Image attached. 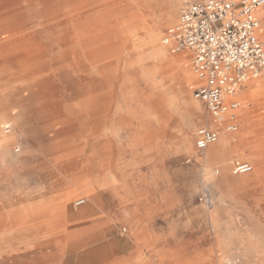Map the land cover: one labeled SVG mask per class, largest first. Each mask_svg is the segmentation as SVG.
Here are the masks:
<instances>
[{"label": "rangeland", "instance_id": "obj_1", "mask_svg": "<svg viewBox=\"0 0 264 264\" xmlns=\"http://www.w3.org/2000/svg\"><path fill=\"white\" fill-rule=\"evenodd\" d=\"M127 1L106 10L104 0H13L16 5L11 7L7 0H0V80L7 76L19 79L11 89L2 85L5 89L1 102L12 105L11 113L25 124L22 130L10 122L4 126L9 130L7 134L17 137L9 146L13 159L0 154V264H220V257L224 258L222 264H264V163L258 159L264 150V94L246 93L239 131L222 132L229 143L232 138L228 152L217 156L212 153L219 142L209 146V155L198 151L196 130L202 126L220 128L216 121L210 124L214 120L204 103L198 104L199 112L189 133L190 110L176 84L164 88L169 108L163 124L158 120L161 113L156 97L151 106L133 94L135 88H143L142 73L135 74L132 69L134 63H139L133 42L149 39L141 16L151 25L160 24L158 42L175 57L172 63L166 61L170 71L176 69L175 61L186 59L194 75L191 56L173 53L163 43L182 5L173 18H167L171 0ZM79 3L96 5L91 23L102 22L105 29H110L109 41L139 31L130 44L106 55L105 59L113 60L105 69V91L113 93L106 101L109 110L98 115L96 126L79 124L72 131L67 156L81 159L84 165L65 171L57 167V151L49 144L32 143L38 135L54 136L52 130L58 132L64 124H54L50 131L47 114L33 116L28 108L18 115L20 105L13 106V100L27 99L31 94L25 80L29 73L19 65L20 58L28 51L44 48L51 49L49 59L33 62L31 83L45 82L44 93L54 103L56 98L66 97L69 87L58 76L52 57L54 39L45 37L42 28L55 11ZM184 79L193 96L197 78ZM250 83L264 88V77ZM39 99L35 95L32 103L35 105ZM60 106L53 104L52 113L66 111L71 104L63 102ZM117 107L125 113L123 121L115 113ZM50 111L48 108V115ZM163 127L164 134L158 133ZM187 134L190 138L184 140ZM228 160L232 161L229 165ZM237 161L252 163L253 170L247 173L251 179L242 178V171L234 173L239 168L234 167ZM206 167L216 176L228 173L224 185L211 183L206 178ZM83 171L84 176L80 175ZM86 188H94L96 193L90 194ZM69 192L73 194L66 201L64 215L60 201L68 198ZM79 199H85L81 206L75 204ZM41 208L45 214L37 226V211ZM214 209L217 221L210 215ZM52 216L56 221L50 226L46 222ZM55 224L65 227L64 238L57 241L54 234L50 236Z\"/></svg>", "mask_w": 264, "mask_h": 264}, {"label": "bare ground", "instance_id": "obj_2", "mask_svg": "<svg viewBox=\"0 0 264 264\" xmlns=\"http://www.w3.org/2000/svg\"><path fill=\"white\" fill-rule=\"evenodd\" d=\"M42 1L47 3L50 1H56V0H42ZM120 1L122 0H104L103 5H105L106 10H108L109 8L111 9L113 5H116V3H119ZM7 2H8L7 6L9 7L16 5L14 4L13 0H7ZM170 2L171 3L168 8L167 18H173L176 13V10L180 7V5L184 4L185 0H171ZM95 8H96L95 4L90 5L86 3H79L70 8L63 7L55 11L52 15H50V17L45 21L44 27L42 28V34L45 37L50 36V38L52 37L54 39L52 43V45L54 46V53L52 57L56 63V68L59 70L58 76L62 80H64V82L69 87V92L67 93L66 97L65 96L63 98L58 97L56 98L55 103H54L52 102L53 99L50 100V98H48L44 93V89H46L47 87V84L45 82H40V83L37 82V84L31 83L32 82L31 77H34L33 73L35 72V71H32L33 62L38 59L43 60L44 62L47 61L49 59V55H48L49 51H51L50 48H46V49L44 48L40 50L39 52L28 51L24 53L22 57L20 58L22 59V62L19 65L20 66L23 65V68H25L26 72L29 73V77L26 76L25 80H26V83L27 82L29 83L26 89L27 91H30L31 94L27 99H23L20 97L16 98V100L14 99L13 106L20 105L19 106L20 112L18 113V115L24 112V110L28 108H29L28 110H30L33 116L34 115L40 116V114L42 113L43 115L47 114L46 117L48 118V120L46 121V124L47 126H49L50 131L52 130L54 124H57L59 122L64 124V128L61 130H58V132L61 133L60 135L57 131L52 130V132H55L54 136L50 137L49 135H44V136L38 135L32 139V143L37 144L41 142L47 145L49 144L53 148V151L54 150L57 151V153H55L57 167L65 171L70 170L71 168L75 166L81 167L84 165L83 164L84 162L81 159L77 157L68 158L67 156L66 152H68L69 144L72 139V136H71L72 131L74 132L79 124L86 125L89 128L96 126L95 124H96L98 115L101 112H105V111L108 112L109 110L110 105L106 103V101H108L113 96V93L111 94L110 92L105 91L106 90L105 89L106 79H107L106 77H108L105 69L111 65L113 60L110 61L109 59L108 60L105 59L106 55H108V53L111 50L113 51L116 47L122 48V46H126L128 45V43L130 44V42L132 41L131 39H133L136 35H138L137 32L139 31V30L138 31L134 30L131 32H127V35H125L124 37H121L120 39L116 41H111V40L109 41L110 35L108 36V34L110 32V29H107V27L105 29V26L102 22L97 25L94 22L91 23L90 16ZM261 11H262V14H264V8ZM141 19L143 20V22L146 23V26L144 29L146 30L149 39L145 43L141 41H137V40L133 42L135 49L137 53L139 54V63H134L132 65V69L135 74L142 73L141 81L143 83L142 84L143 88L140 90H136L135 88L133 90V94L137 95V99H139L140 101L150 103L151 106L156 97L157 104H158L157 106H159L160 113H161L160 117H158V120L160 124H163L164 114H166L169 108L168 99H166V97L163 94L164 88L170 83H173L174 85L176 84L180 95L182 94L183 98H185L186 104L190 110L191 118L189 119L187 123V130L189 132L192 129L193 124L195 122V120L193 119L197 117L198 115V112H199L198 104L201 101L197 100L194 97V95L192 96L190 92V86L184 82L185 80L184 78L185 77L194 78V76L196 77V75L193 70L192 71L194 75L190 74V67L188 63L186 62V59L175 61L177 67L175 70H173V72L170 71V67H169L170 63L166 64V61L172 63L175 60V57L170 56L167 53L168 49L166 50V47L160 45L158 42L160 24H156V23L152 25L149 24L151 22H148V19H146L145 16H141ZM10 20L12 21L13 19H10ZM40 45H41V42H40ZM146 60H150L151 61L150 64L143 63ZM140 61H142V63H140ZM145 67H147V69L142 70ZM18 71L22 72V70H18ZM20 72H17V73L19 74ZM17 80L19 79L11 78V76L9 77L7 76V78H3L0 80V111H1V114H0V154L2 158L10 155L11 160L13 158H12V155L10 154L9 146L14 144L17 136L14 133L7 134L9 133V130H7L4 126L7 122H10L16 125V128L18 130H22L24 128L23 125L25 124L21 123V120L17 118V115H15V113H11L12 111L10 108L12 107V105L4 106V103H2L1 101H2V97L4 96V93H3L5 89L4 87L10 86L9 89H11L12 84H14V82H17ZM2 85H4V87ZM251 85L252 84L250 83L249 87ZM35 95H38L40 99L37 100L34 105L32 101ZM21 100L22 101L25 100V101L22 102ZM25 102L27 103V105L25 104ZM63 102L69 103V105L71 104L70 108L63 112L52 113L53 104H58L60 106V104H63ZM48 108L51 109L49 115H48ZM129 111H131L130 107L127 108V112ZM121 112H122V109L117 107V109L115 110V113H117L118 115H121L122 117L120 120L123 121V118L125 116L122 114H125V113L121 114ZM209 116L211 115L209 114ZM30 121L33 124L35 123V121L32 119H30ZM210 122H212L210 124H214L215 120L210 121ZM164 132H165L164 127L160 128L158 131V133L160 134H164ZM60 137L61 139L57 141V139ZM185 138L189 140L190 134L185 135L184 140ZM160 139L163 140V136L160 135ZM217 142L219 143L214 146L215 150L212 151V153L216 152L217 153L216 156H217L218 154L222 152L226 153L229 151L227 148L229 146V141L225 137V135L223 136L221 134L219 139L212 144H215ZM209 146L204 150L206 155L211 154L210 152H211L212 147H209ZM17 151L18 152L21 151V148L19 147ZM231 162L232 161L228 160L226 164L229 165ZM205 170H206V178L211 183H213L214 185H217L218 187L224 185L227 177L229 176L228 173L226 172H224L221 176H216L215 175L216 172L212 170L210 167H206ZM84 173L85 171H83V173L81 172L80 175H83ZM241 177L248 179V180L251 179V176L248 174H241ZM83 185L86 186L87 184H83ZM87 190L90 191V194L91 192L92 194L96 193V189L94 188L92 189L88 188ZM72 194L73 192L69 194L70 196L68 195V198H64L62 201H60L61 211L64 212L65 207H66V201L69 200ZM52 200L54 201L55 199L53 198ZM50 206L51 208H53L51 204ZM43 211H44L43 208L37 211V214H39L40 216L37 219L38 220L37 226L40 224L39 220L45 214V212ZM51 215H53V213H51ZM64 215H66V213ZM210 215L212 216L211 218L214 221H217L216 209L212 210L210 212ZM55 221H56L55 218L52 216L50 217L49 222H46V224L52 226L53 222ZM64 230H65L64 226H60V224L59 225L55 224L54 229H52L50 236L54 234L53 238H56V241H57L62 236L64 238V234H63ZM47 239H48L47 241L50 240V238H47ZM224 248L226 247L224 246ZM223 261H224V258L220 257L219 258L220 264H222ZM227 262L234 263L233 260H228Z\"/></svg>", "mask_w": 264, "mask_h": 264}, {"label": "built area", "instance_id": "obj_3", "mask_svg": "<svg viewBox=\"0 0 264 264\" xmlns=\"http://www.w3.org/2000/svg\"><path fill=\"white\" fill-rule=\"evenodd\" d=\"M262 7L264 0H185L178 20L166 31L163 43L173 53L190 52L198 81L193 95L220 126L196 130L199 151L216 142L222 132L239 130L238 112L244 105L241 90L251 79L264 75V41L257 15ZM84 203L85 199L75 202L77 206Z\"/></svg>", "mask_w": 264, "mask_h": 264}, {"label": "crops", "instance_id": "obj_4", "mask_svg": "<svg viewBox=\"0 0 264 264\" xmlns=\"http://www.w3.org/2000/svg\"><path fill=\"white\" fill-rule=\"evenodd\" d=\"M264 7L260 8L261 10L263 9ZM258 10L257 11V15L261 21V29H260V32H259V36H260V39L262 41H264V38H263V34H264V14H262V11L261 10ZM185 54H189L190 55V52L188 51H185L184 52ZM263 76V75H262ZM261 76V77H262ZM259 77V78H261ZM264 77V76H263ZM259 78H254V79H251L250 81H248L246 84H244L242 90H241V93L239 95V99L243 102L244 104V101L248 98V96L246 95L247 92H249V94L251 93H258V94H264V88L262 87H259V85L256 86V84H252L250 87H249V84L250 82L254 81V80H257ZM264 97V96H262ZM244 109V106L239 110L238 114H239V117H238V124H239V128L241 127V116H242V110ZM239 131V130H238ZM237 131V132H238ZM236 132V133H237ZM264 135V134H263ZM235 140V139H234ZM231 143H232V138L230 139V143H229V146L227 147L228 150H230L231 148ZM199 151V150H198ZM204 151V150H203ZM263 152H261L259 155H258V159H259V162L260 163H264V150H262ZM202 152V151H200ZM241 166H244V169L240 170L242 171L241 174H247V173H250L252 172L253 170V165L251 162H248V161H237V162H234V167H241ZM236 169V168H235ZM234 169V170H235ZM239 173V172H238ZM237 174V173H235Z\"/></svg>", "mask_w": 264, "mask_h": 264}]
</instances>
